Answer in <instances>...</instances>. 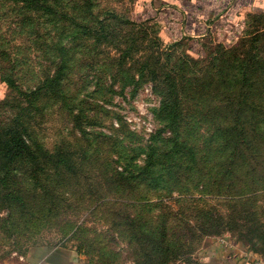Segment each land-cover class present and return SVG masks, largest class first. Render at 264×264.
<instances>
[{
    "label": "rangeland",
    "instance_id": "obj_1",
    "mask_svg": "<svg viewBox=\"0 0 264 264\" xmlns=\"http://www.w3.org/2000/svg\"><path fill=\"white\" fill-rule=\"evenodd\" d=\"M0 1V149L52 155H0V264H195L221 241L264 262V15L194 52L140 24L150 0Z\"/></svg>",
    "mask_w": 264,
    "mask_h": 264
},
{
    "label": "crops",
    "instance_id": "obj_2",
    "mask_svg": "<svg viewBox=\"0 0 264 264\" xmlns=\"http://www.w3.org/2000/svg\"><path fill=\"white\" fill-rule=\"evenodd\" d=\"M149 11L170 40L189 39V49L200 51L207 37L232 43L245 30L248 15H264V0H150ZM219 35V37H217ZM78 255L59 251L33 252L19 264H73ZM228 241L214 243L199 254L197 264H257ZM10 264V263H9ZM264 264V262H259Z\"/></svg>",
    "mask_w": 264,
    "mask_h": 264
},
{
    "label": "trees",
    "instance_id": "obj_3",
    "mask_svg": "<svg viewBox=\"0 0 264 264\" xmlns=\"http://www.w3.org/2000/svg\"><path fill=\"white\" fill-rule=\"evenodd\" d=\"M9 4L13 6L20 7V10L23 12L26 11V13H32V14H42L47 16L57 15L58 9L55 5H53V2L51 0H8ZM1 3V1H0ZM151 12V11H149ZM151 16V17H150ZM156 18L152 16V12L149 15L148 20H143L140 22V24H145L147 22H153ZM23 23H25L26 19H22ZM141 20V19H139ZM101 24V21H98ZM138 22V21H137ZM139 23V22H138ZM82 29L83 34L90 32V27L87 26H81L78 25ZM245 35V32H243V35ZM8 82L16 86L15 82L12 79H9ZM174 96V94L172 95ZM165 109H167V106H165ZM173 110V109H172ZM177 145H180V143L176 140L175 142ZM186 146L185 144H183ZM0 155H2L8 162L12 163L17 160H24V161H34L36 164H41L44 162V160L50 159L51 161L52 155L48 153L47 151L44 152V149L40 146L38 151H34L33 148L27 143V141L24 139V135L20 132L14 133L12 137L7 139L4 143L2 142V147L0 149ZM0 191H2L0 189ZM8 198V197H7ZM197 264V262L195 263Z\"/></svg>",
    "mask_w": 264,
    "mask_h": 264
},
{
    "label": "built area",
    "instance_id": "obj_4",
    "mask_svg": "<svg viewBox=\"0 0 264 264\" xmlns=\"http://www.w3.org/2000/svg\"><path fill=\"white\" fill-rule=\"evenodd\" d=\"M257 264H259V262Z\"/></svg>",
    "mask_w": 264,
    "mask_h": 264
}]
</instances>
